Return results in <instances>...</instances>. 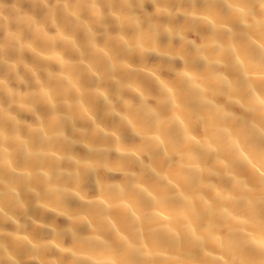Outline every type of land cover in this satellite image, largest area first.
Listing matches in <instances>:
<instances>
[{"label": "bare ground", "instance_id": "bare-ground-1", "mask_svg": "<svg viewBox=\"0 0 264 264\" xmlns=\"http://www.w3.org/2000/svg\"><path fill=\"white\" fill-rule=\"evenodd\" d=\"M0 264H264V0H0Z\"/></svg>", "mask_w": 264, "mask_h": 264}]
</instances>
